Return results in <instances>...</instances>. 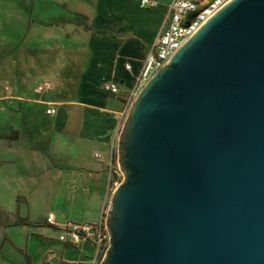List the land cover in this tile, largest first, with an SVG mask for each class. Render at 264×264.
<instances>
[{
  "label": "water",
  "instance_id": "95a60500",
  "mask_svg": "<svg viewBox=\"0 0 264 264\" xmlns=\"http://www.w3.org/2000/svg\"><path fill=\"white\" fill-rule=\"evenodd\" d=\"M101 264H264V0H231L133 102Z\"/></svg>",
  "mask_w": 264,
  "mask_h": 264
},
{
  "label": "crops",
  "instance_id": "0c3cea01",
  "mask_svg": "<svg viewBox=\"0 0 264 264\" xmlns=\"http://www.w3.org/2000/svg\"><path fill=\"white\" fill-rule=\"evenodd\" d=\"M150 1L154 6H143L142 0H25L31 12L30 34L36 40L31 52L43 67L59 72L44 77L55 85L50 93H39L22 81L0 95V102H19L17 112L23 116L25 104H32L33 115L28 128L12 126L10 134L0 135L2 151L6 146L0 157L5 171L1 185L23 199L29 213L17 218L7 212L10 223L19 218L29 223L0 226L8 254L24 255L29 264H99L94 243L69 246L60 241V229L71 222L96 225L109 212L111 167L127 118V93L137 87L173 0ZM73 68L76 74L66 72ZM109 81L119 84V96L103 90ZM62 90L74 93L64 95ZM50 103L57 105V114H47ZM8 153L16 158H6ZM42 176L40 183L37 178ZM52 194L53 205L34 238L29 229L38 221L32 215L33 203H46ZM22 210L18 206L19 214ZM51 214L54 224L47 223ZM22 231L28 232L27 239L15 238Z\"/></svg>",
  "mask_w": 264,
  "mask_h": 264
},
{
  "label": "rangeland",
  "instance_id": "374dc122",
  "mask_svg": "<svg viewBox=\"0 0 264 264\" xmlns=\"http://www.w3.org/2000/svg\"><path fill=\"white\" fill-rule=\"evenodd\" d=\"M30 20L31 12L30 9L25 7V0H0V95L8 93L11 89H14L17 84H21L22 81L27 83L30 88L36 86L38 89L45 81V76L56 75L59 72L43 67L44 64L38 62L37 56L35 57L32 54L31 48L36 40L33 39L30 34ZM66 72L74 75L78 71L73 68L66 70ZM50 92L51 91H48L47 93ZM60 92L64 95L74 93L67 90H62ZM25 105L26 113L25 116H23L20 112H17L19 102L14 100L0 102V135L10 134L12 126L15 128L21 127L23 129L30 126L33 121V115L29 107L32 106V104L26 103ZM23 142L25 143L28 141ZM5 147L6 146H4L3 151L2 146L0 147V157L6 154ZM6 158H16V155L14 153H8ZM114 164L120 168L118 154ZM10 169L16 168L10 167ZM4 175L5 171H2L0 168V180ZM11 175L13 179L15 177L14 173L11 172ZM37 181L42 183L43 176L37 178ZM123 181L124 176L122 172L120 175L113 174L114 185L112 196ZM14 182V180L11 181L12 185H15ZM53 200L54 194H52L50 198H47L46 203H44L42 199H37V202L33 203L32 215L34 220L38 221L34 224L32 223L29 227L30 231L33 232L32 237L38 238V236L35 235L37 232L36 229L44 223L45 211H48V209L52 207ZM18 206H22L23 208L21 214L18 212ZM11 211L14 212L17 218L19 215L20 217L24 216L27 218L26 216L29 214L28 206L25 204V201L11 195L0 182V217L3 219L8 218V221L12 220L11 217L6 216V213ZM14 236L19 240H26L28 232L22 231L20 233H15ZM5 247L6 246H3V232L0 228V264H29L24 255H19L14 252L10 253L12 255L9 256L10 254L7 253ZM105 257L106 255L103 260Z\"/></svg>",
  "mask_w": 264,
  "mask_h": 264
},
{
  "label": "built area",
  "instance_id": "2783aa9c",
  "mask_svg": "<svg viewBox=\"0 0 264 264\" xmlns=\"http://www.w3.org/2000/svg\"><path fill=\"white\" fill-rule=\"evenodd\" d=\"M231 0H173L168 9L161 32L154 43L137 80V87L127 93V111L129 110L145 85L152 77L176 55V53L195 36L216 14H218ZM143 6H154L150 0H142ZM131 64L127 65L131 69ZM55 85L51 80H45L38 92L53 91ZM103 90L109 94L119 96L122 91L119 84L109 81L104 84ZM48 115L57 114V105L50 103ZM112 174L120 175V168L115 164L111 167ZM55 215L51 214L48 224H54ZM107 217L96 225L68 223L60 229V241L69 246H78L83 241H90L99 250L100 262L110 247V236L107 230Z\"/></svg>",
  "mask_w": 264,
  "mask_h": 264
},
{
  "label": "trees",
  "instance_id": "16d2710c",
  "mask_svg": "<svg viewBox=\"0 0 264 264\" xmlns=\"http://www.w3.org/2000/svg\"><path fill=\"white\" fill-rule=\"evenodd\" d=\"M9 139H13L14 140L15 137L11 136ZM114 160L115 161L117 160V155H115V159ZM115 161H114V163H115ZM6 216L10 217L7 213H6ZM8 224H13V225H16V226H18V225H29V223H28V221L26 219L19 218L16 221H13L12 223H10L8 221V218L3 219V218L0 217V226L1 227L7 226ZM101 261H102V258H101Z\"/></svg>",
  "mask_w": 264,
  "mask_h": 264
}]
</instances>
